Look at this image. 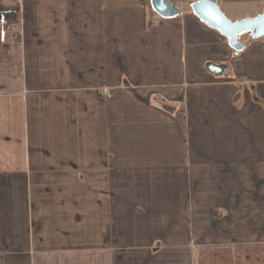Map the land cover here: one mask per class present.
<instances>
[{"label": "crops", "instance_id": "crops-1", "mask_svg": "<svg viewBox=\"0 0 264 264\" xmlns=\"http://www.w3.org/2000/svg\"><path fill=\"white\" fill-rule=\"evenodd\" d=\"M168 1L0 0V264H264V38Z\"/></svg>", "mask_w": 264, "mask_h": 264}, {"label": "water", "instance_id": "water-1", "mask_svg": "<svg viewBox=\"0 0 264 264\" xmlns=\"http://www.w3.org/2000/svg\"><path fill=\"white\" fill-rule=\"evenodd\" d=\"M148 5L158 18L163 20L175 19L182 15V11L168 0H149ZM190 10L193 16L208 29L218 32L235 54L245 49V44L238 40L240 36L249 35L251 41L264 38V13L255 18L232 22L223 15L217 3L209 0H197L190 3ZM206 67L215 76L223 72V68L216 65L209 64Z\"/></svg>", "mask_w": 264, "mask_h": 264}, {"label": "rangeland", "instance_id": "rangeland-1", "mask_svg": "<svg viewBox=\"0 0 264 264\" xmlns=\"http://www.w3.org/2000/svg\"><path fill=\"white\" fill-rule=\"evenodd\" d=\"M197 0H185L184 1V5L182 6V9L183 10H185V11H191L190 10V3H194V2H196ZM178 8L180 9L181 7H179L178 6ZM181 10V9H180ZM192 13V12H191ZM264 13V11H258V12H233V13H231L230 15H232L231 16V18L230 17H228V15L226 16L225 15V17L228 19V20H230V21H232V22H237V21H240V20H244V19H248V18H255V17H257V16H259V15H261V14H263ZM150 14V13H149ZM225 13H223V15H224ZM247 16V17H246ZM248 16H251V17H248ZM250 39V36L249 35H244V36H240V38L238 39V40H240V42L241 43H243V44H245V46L248 44V43H250V41L251 40H249ZM241 54V53H240ZM240 54H237V55H240ZM233 55L234 56H237V55H235V53L233 52ZM214 65V64H213ZM210 73V72H209ZM213 75V74H212ZM222 75V74H221ZM214 76V75H213ZM243 84V83H242ZM243 90V89H242ZM246 94V95H245ZM242 98L244 99V98H246V99H248L249 98V92H244L243 94H242ZM233 99V98H232Z\"/></svg>", "mask_w": 264, "mask_h": 264}, {"label": "trees", "instance_id": "trees-1", "mask_svg": "<svg viewBox=\"0 0 264 264\" xmlns=\"http://www.w3.org/2000/svg\"><path fill=\"white\" fill-rule=\"evenodd\" d=\"M147 10H148V12L150 14L155 15V13L152 11L150 5L147 7ZM2 19H3V23L2 24H3V29L4 30H10L13 26H15V23H17L16 20H15V15L14 14H5V15H3ZM149 27H150V24L147 23L146 24V28H149ZM235 55H237V54H235Z\"/></svg>", "mask_w": 264, "mask_h": 264}]
</instances>
